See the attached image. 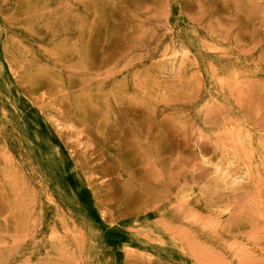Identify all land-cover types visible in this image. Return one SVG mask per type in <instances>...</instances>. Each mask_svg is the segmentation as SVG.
<instances>
[{"label":"rangeland","instance_id":"rangeland-1","mask_svg":"<svg viewBox=\"0 0 264 264\" xmlns=\"http://www.w3.org/2000/svg\"><path fill=\"white\" fill-rule=\"evenodd\" d=\"M0 264H264V0H0Z\"/></svg>","mask_w":264,"mask_h":264}]
</instances>
